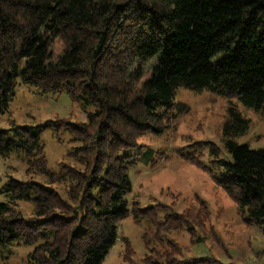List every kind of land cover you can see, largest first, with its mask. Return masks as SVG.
Returning <instances> with one entry per match:
<instances>
[{
  "label": "trees",
  "instance_id": "1",
  "mask_svg": "<svg viewBox=\"0 0 264 264\" xmlns=\"http://www.w3.org/2000/svg\"><path fill=\"white\" fill-rule=\"evenodd\" d=\"M56 41L61 51L55 57ZM20 84L44 94L68 93L87 120L0 126V155L23 153L43 177H10L0 188L6 196L0 199V248L24 240L36 244L33 264H102L120 238L121 221L132 214L152 225L143 233L151 247L147 264H216L210 255L177 256L180 246L168 236L204 230L208 205H199L198 213L159 217L153 207L129 200L139 153L127 150L149 132L170 129L185 110L177 101L179 88L264 109V0H0V116ZM221 122L223 156L216 144L198 143L206 145L210 168L179 154L212 170L206 172L243 222L264 233V147L237 140L250 120L235 105H228ZM49 126L70 127L78 142L57 169L42 153L41 133ZM190 146L189 152L201 150ZM146 153L150 160L160 150L148 147ZM18 200L33 202L35 219L22 221L13 213ZM207 237L200 233L195 242Z\"/></svg>",
  "mask_w": 264,
  "mask_h": 264
},
{
  "label": "rangeland",
  "instance_id": "2",
  "mask_svg": "<svg viewBox=\"0 0 264 264\" xmlns=\"http://www.w3.org/2000/svg\"><path fill=\"white\" fill-rule=\"evenodd\" d=\"M52 50L56 57L61 51V43L56 41ZM177 101L185 104V110L177 112L169 130L161 135L149 132L139 140V146L127 150L139 153L130 170L134 185L128 195L129 200L136 201L144 208L153 207L159 217L166 211L179 213L189 210L198 213L199 205H208L210 214L207 223H203L204 230L194 235L185 229L168 233L180 246L179 257L210 255L216 259V264H264L262 229L253 223L243 222L233 200L207 173L212 170L207 169L211 163L206 145L198 144L212 142L221 149V156L225 154L221 121L226 116L228 105L233 104L250 120L249 129L237 140L247 143L251 148L264 147V109L255 110L237 98L222 97L207 90L197 92L179 88ZM93 109L90 106L87 110ZM63 117L72 122L87 120L86 111L68 93L44 94L34 87L20 84L9 101L7 111L0 116V126L9 128L13 121L19 125L44 126ZM41 141L42 153L52 169H57L67 152L78 145L68 126H61L60 130L54 126L45 128L41 133ZM190 144H195L202 151L197 149L189 152L192 149ZM148 147L160 150V155L155 154L149 160L146 153ZM181 151L200 158L197 164H206L207 168L201 167L202 170L183 158L179 154ZM38 173L37 167L29 168L27 157L19 151H13L7 157L0 155V188L10 177L24 181L41 180L43 177ZM0 199L5 200L6 196L0 193ZM189 206L193 208L190 210ZM12 207L13 213L21 217L22 221L36 218L31 201L18 200ZM147 221L145 217L137 221L132 214L124 218L120 223V238L102 264H147L146 258L151 250L143 236L150 224ZM200 233L209 236L204 242H195ZM153 243L156 244V241ZM35 245L16 240L1 247L0 264H33L30 253ZM155 247L161 251L167 245L161 243V248Z\"/></svg>",
  "mask_w": 264,
  "mask_h": 264
}]
</instances>
